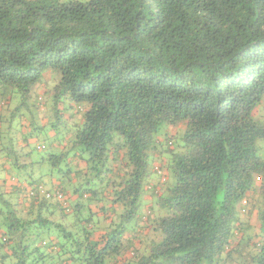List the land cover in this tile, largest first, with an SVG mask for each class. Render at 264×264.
<instances>
[{
    "label": "trees",
    "instance_id": "trees-1",
    "mask_svg": "<svg viewBox=\"0 0 264 264\" xmlns=\"http://www.w3.org/2000/svg\"><path fill=\"white\" fill-rule=\"evenodd\" d=\"M263 108L264 0H0V264H264Z\"/></svg>",
    "mask_w": 264,
    "mask_h": 264
},
{
    "label": "rangeland",
    "instance_id": "rangeland-1",
    "mask_svg": "<svg viewBox=\"0 0 264 264\" xmlns=\"http://www.w3.org/2000/svg\"><path fill=\"white\" fill-rule=\"evenodd\" d=\"M78 1H86V0H78ZM41 90H43V89H41ZM43 93L44 92H42L41 94L43 95ZM25 114H26V112H25ZM259 117L261 119H264V108L259 112ZM21 120L22 119L17 117V119L13 121L14 122L13 126L10 129V136H11V139L14 140V141H16L17 138H19V135L21 133V128H20L21 126L20 125L23 123V121H21ZM25 122L26 121H24V124H22V125H24V127H22V130H23V134H26V136H28L27 133H30L31 131L26 128L27 124H25ZM62 123H66L64 119H62ZM37 124H39V125H41V124L50 125V123L44 124V123H41V122H39ZM62 127H64L63 124H61L60 127H58V128L61 129ZM183 129H184V126L182 124H178V125H175V126H170L168 128V135L172 138V137L176 136L177 134L181 133L183 131ZM46 131H49V130L46 129ZM37 140L40 141V142H43L45 144V146H47L46 139H45V137L43 135H42V137H40V135L37 134V137L34 138L33 142H35ZM33 142L30 143L31 146L34 145ZM33 152H34L33 156H32L33 159L34 158H39V156L42 155V154H46L44 149H42L40 151H33ZM162 163H164V159L158 157L157 161L154 162V166H159ZM161 166H162V173H165L163 164ZM153 204H154V202H152V200H151V204L145 205L142 208L143 213L147 212L148 209L151 210V206ZM245 214H246V217H243V222H246V227L249 229L248 233L252 236V239H253L254 242H258V240H259L258 235H259V232H260L259 231V226L260 225H259V222H258L257 211L253 209V206H251V203L246 207V213Z\"/></svg>",
    "mask_w": 264,
    "mask_h": 264
},
{
    "label": "crops",
    "instance_id": "crops-1",
    "mask_svg": "<svg viewBox=\"0 0 264 264\" xmlns=\"http://www.w3.org/2000/svg\"><path fill=\"white\" fill-rule=\"evenodd\" d=\"M42 88L39 87V93L40 95H42L41 93L43 92V90H41ZM42 91V92H41ZM50 100V99H49ZM48 102V101H47ZM71 104H57V106H55L58 111H61V113L63 114L64 118L68 119L70 117V112H71V107H70ZM46 107H44L42 109V112L44 113L43 116H44V119L41 120L42 123L44 124H47V123H50V122H53L55 123V117L52 115L53 112L52 110L50 109V111L47 109V103L45 105ZM53 108H54V105H53ZM55 109V108H54ZM53 133L50 132L49 136H52ZM43 147V146H42ZM20 149H24L26 150L25 146H19ZM49 148L51 150H60L61 147L60 146H57L56 144H54V146H49ZM1 149V148H0ZM43 149V148H42ZM37 150H40L39 147H37ZM28 161L26 158L23 160V161ZM8 158L5 156V154L3 153V151H0V184L4 183V181L6 180L7 181V184L10 185V180L11 182L15 183L16 181L18 182V180L16 179V174H15V171L12 170V168L10 167L9 163H8ZM43 182L46 184V187L47 188H57L59 187L61 181L59 180V176L57 175H53L51 178L49 177H44L42 178ZM157 180H155L156 182ZM25 185L27 184L26 182H23ZM154 183V182H153ZM24 185V186H25ZM152 194L150 193H147L145 194L144 198H143V206L145 205H148V204H151V200H152V197H150ZM140 231V230H139ZM142 231V230H141ZM144 232V231H143Z\"/></svg>",
    "mask_w": 264,
    "mask_h": 264
},
{
    "label": "built area",
    "instance_id": "built-area-1",
    "mask_svg": "<svg viewBox=\"0 0 264 264\" xmlns=\"http://www.w3.org/2000/svg\"><path fill=\"white\" fill-rule=\"evenodd\" d=\"M40 192H41V194H42L45 198H50V194L47 193L46 191H44L43 189H41ZM31 195H32V193H31ZM55 197H56V199L59 200V201H62V200H63V196H62V194H61L60 192H56V193H55Z\"/></svg>",
    "mask_w": 264,
    "mask_h": 264
}]
</instances>
